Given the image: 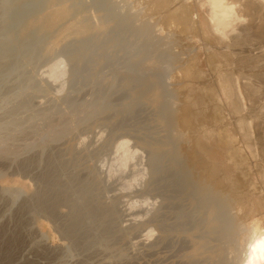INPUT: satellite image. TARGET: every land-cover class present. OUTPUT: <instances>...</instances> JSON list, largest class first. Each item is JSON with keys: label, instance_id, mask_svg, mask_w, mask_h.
<instances>
[{"label": "rangeland", "instance_id": "1", "mask_svg": "<svg viewBox=\"0 0 264 264\" xmlns=\"http://www.w3.org/2000/svg\"><path fill=\"white\" fill-rule=\"evenodd\" d=\"M149 2L0 0V264H245L264 231L195 149L227 131L246 155L216 82L257 42L181 33L175 0Z\"/></svg>", "mask_w": 264, "mask_h": 264}, {"label": "bare ground", "instance_id": "2", "mask_svg": "<svg viewBox=\"0 0 264 264\" xmlns=\"http://www.w3.org/2000/svg\"><path fill=\"white\" fill-rule=\"evenodd\" d=\"M152 1H153V5L151 4V2H149L150 4L148 5H152L156 10L158 9V11H160L159 9L163 10L164 8H168L169 3L171 2V0H152ZM180 1L176 2L175 0L174 4L173 2H171L173 5H171L167 10H165L166 13L162 14V16H164L162 19L163 21L162 23L166 25L168 28H175L177 29V31L181 33L189 32V34H192L190 32H193V35L203 37L204 40H209L210 42L215 43V45H218V44L220 45L221 43H223V41H226V40H229L234 45V47L238 46L235 44L240 45V44H243L244 42L246 45L247 44L246 41H250V42L256 41L257 42L256 51L254 48L253 52L247 51L248 53H246L244 52L246 50L245 49L243 51L244 53H246L245 55H243V52H242L243 57L241 58V62L239 63L241 67L240 71L238 70L239 74L238 73L236 74V72L234 74L224 73L223 75H219V77L217 78V82H216L218 83L219 90H221V94L222 93L224 94L225 99L227 100L228 106L230 107L231 111L239 114L240 116L242 115L241 117H239V119L238 118L236 119L237 121L235 122V124H236V128H238L241 132L240 139L242 140V143L244 146L243 150H245V154H246L244 155L246 157L242 156L243 158H241L240 157L241 152L233 150L234 148L231 149V147L229 149V146L233 145L231 142L234 140V137L232 140L231 136L229 135L231 133L228 134L227 131H225L224 136H223V133L220 135V136H223L222 138L217 139L219 141L218 144H216L217 142L216 139H215L216 142L215 143L213 142L217 146L223 144L224 145L223 147L222 146L217 147L216 145H212L213 146L212 147L210 145L212 144L211 143L212 141H210V143L206 141L207 144L203 142L204 144L207 145L206 147L205 145L203 146L202 144H197L198 143L197 142L196 143L197 148L195 149H197L199 153L205 152L208 158L211 161H213L215 168L214 167H213L214 169L211 168L212 170L209 173L211 174L210 176L212 177L221 176L222 180L225 182L227 181L228 183L226 184H229L227 186L224 183L227 187H229V188L226 187L227 189L225 188V190L230 189L234 193V196L238 194L240 195V197L237 196L236 198L238 199L240 198L242 200L243 216L246 218L248 223L251 224L250 226H253L255 228L264 229V0H193V2L190 5L187 3L185 4L183 2H180ZM148 8L149 6L147 7V9ZM161 11L159 13H162ZM193 15H195L196 17L195 20H193ZM252 46H255V45H252ZM249 50L252 51L251 49ZM226 56L224 55V58ZM212 57L213 55L211 56V58ZM214 57L215 58L213 59L210 58L211 61L209 62L210 64L213 63L215 66L214 62L219 63V61L222 60V56L216 57L214 55ZM227 60L228 58L225 61ZM218 63H216V65H218ZM225 65H227V63ZM188 68L189 69L186 68L187 70L185 71L184 76L188 77V75L193 76L195 74L197 75L200 73L199 71H197L198 67L196 63L194 64L192 63V65H190ZM215 69H216V66H215ZM235 69H237V67ZM201 99L196 100L197 104H200L203 100H205L204 102H206L207 98L206 99L204 98L203 100ZM240 101L241 103L238 104V102ZM207 105L208 104H206V106ZM208 107L209 106L206 107L204 113L208 112L207 110ZM242 110L244 111V114L241 112ZM186 122L187 120L184 121V123ZM223 150L229 152V154L227 153L229 156L226 154L228 156L227 157L228 163L226 161V165L222 161L224 159L223 157H225L223 155L224 153ZM205 153L204 155H206ZM223 181H221V183ZM220 187L222 188V186H219V188ZM230 190L229 192L232 193ZM257 243H264V231H262L259 234V236L253 240L252 244L250 243V249H249V254L247 256V260L251 256L253 246Z\"/></svg>", "mask_w": 264, "mask_h": 264}, {"label": "clouds", "instance_id": "3", "mask_svg": "<svg viewBox=\"0 0 264 264\" xmlns=\"http://www.w3.org/2000/svg\"><path fill=\"white\" fill-rule=\"evenodd\" d=\"M245 264H264V243H257L253 246L251 256Z\"/></svg>", "mask_w": 264, "mask_h": 264}]
</instances>
